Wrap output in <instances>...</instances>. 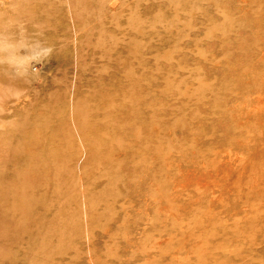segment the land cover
Instances as JSON below:
<instances>
[{
	"label": "rangeland",
	"instance_id": "rangeland-1",
	"mask_svg": "<svg viewBox=\"0 0 264 264\" xmlns=\"http://www.w3.org/2000/svg\"><path fill=\"white\" fill-rule=\"evenodd\" d=\"M0 33L37 74L0 264H264V0H0Z\"/></svg>",
	"mask_w": 264,
	"mask_h": 264
},
{
	"label": "bare ground",
	"instance_id": "bare-ground-1",
	"mask_svg": "<svg viewBox=\"0 0 264 264\" xmlns=\"http://www.w3.org/2000/svg\"><path fill=\"white\" fill-rule=\"evenodd\" d=\"M9 35L8 33H0V49L2 50V57H0V84L6 86V88H1L0 93H2V96H5V98L8 97V93H11L13 89L16 88L15 84L18 82V79H30V77L34 78L37 75L34 67H31L26 61V59L36 53L33 51L26 56L19 55L17 50L27 48L28 45L23 41L13 46L14 44L12 45L9 41ZM7 65H12L10 72L3 69ZM3 70L6 73H4Z\"/></svg>",
	"mask_w": 264,
	"mask_h": 264
}]
</instances>
